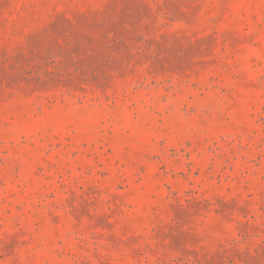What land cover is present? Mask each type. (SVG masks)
<instances>
[{
  "label": "rangeland",
  "instance_id": "rangeland-1",
  "mask_svg": "<svg viewBox=\"0 0 264 264\" xmlns=\"http://www.w3.org/2000/svg\"><path fill=\"white\" fill-rule=\"evenodd\" d=\"M0 264H264V0H0Z\"/></svg>",
  "mask_w": 264,
  "mask_h": 264
}]
</instances>
